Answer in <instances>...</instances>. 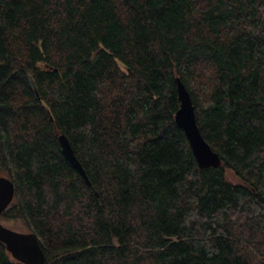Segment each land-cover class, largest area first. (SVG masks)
Listing matches in <instances>:
<instances>
[{"label": "trees", "instance_id": "1", "mask_svg": "<svg viewBox=\"0 0 264 264\" xmlns=\"http://www.w3.org/2000/svg\"><path fill=\"white\" fill-rule=\"evenodd\" d=\"M0 174L44 264H264V0H0Z\"/></svg>", "mask_w": 264, "mask_h": 264}, {"label": "water", "instance_id": "2", "mask_svg": "<svg viewBox=\"0 0 264 264\" xmlns=\"http://www.w3.org/2000/svg\"><path fill=\"white\" fill-rule=\"evenodd\" d=\"M180 106L176 110L177 123L185 130L193 152L200 166H218L221 157L205 139L197 123L195 106L190 91L180 77L177 78ZM58 138L65 156L80 171L88 183H91L84 166L78 159L70 140L64 133ZM15 182L9 176L0 174V215L13 201ZM0 241L18 261L24 264H44L45 253L38 234L32 230H19L4 224L0 220Z\"/></svg>", "mask_w": 264, "mask_h": 264}, {"label": "rangeland", "instance_id": "3", "mask_svg": "<svg viewBox=\"0 0 264 264\" xmlns=\"http://www.w3.org/2000/svg\"><path fill=\"white\" fill-rule=\"evenodd\" d=\"M230 177H232L233 179L237 180L236 177H234L233 175H230ZM0 220L10 226V227H14L17 229H27V227L25 226V224L21 221V220H17V219H13V218H8V217H1L0 216Z\"/></svg>", "mask_w": 264, "mask_h": 264}]
</instances>
